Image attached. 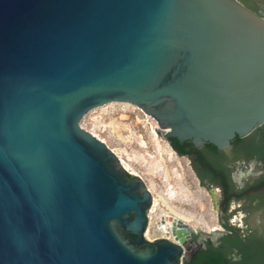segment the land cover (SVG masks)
Here are the masks:
<instances>
[{
    "label": "water",
    "instance_id": "water-1",
    "mask_svg": "<svg viewBox=\"0 0 264 264\" xmlns=\"http://www.w3.org/2000/svg\"><path fill=\"white\" fill-rule=\"evenodd\" d=\"M112 103L169 143L230 148L264 125V18L239 0H0V264H179L217 235L168 216L175 242L147 240L152 192L81 126Z\"/></svg>",
    "mask_w": 264,
    "mask_h": 264
},
{
    "label": "rangeland",
    "instance_id": "rangeland-1",
    "mask_svg": "<svg viewBox=\"0 0 264 264\" xmlns=\"http://www.w3.org/2000/svg\"><path fill=\"white\" fill-rule=\"evenodd\" d=\"M81 126L146 182L157 202L155 211L149 213L151 238L161 237L155 232L156 214L174 216L194 229L218 227L211 197L198 185L190 161L175 153L157 132L154 119L138 107L108 104L88 113Z\"/></svg>",
    "mask_w": 264,
    "mask_h": 264
},
{
    "label": "flooded vegetation",
    "instance_id": "flooded-vegetation-1",
    "mask_svg": "<svg viewBox=\"0 0 264 264\" xmlns=\"http://www.w3.org/2000/svg\"><path fill=\"white\" fill-rule=\"evenodd\" d=\"M239 1L264 18V0ZM169 144L172 148L171 141ZM198 150L200 152L195 155L175 153L190 161L198 185L210 195L218 227L205 232L217 235L198 239L180 258V263H191L200 252L208 249L209 244L226 253L232 263L243 262L241 254L224 241L230 236L247 247L246 264H264V222L260 221L264 219V125L247 137L235 138L228 149L213 152L205 144ZM251 160L257 161L256 174L239 186L233 180V173ZM152 207L146 214L148 226ZM219 243L235 249L238 257L219 249Z\"/></svg>",
    "mask_w": 264,
    "mask_h": 264
},
{
    "label": "trees",
    "instance_id": "trees-1",
    "mask_svg": "<svg viewBox=\"0 0 264 264\" xmlns=\"http://www.w3.org/2000/svg\"><path fill=\"white\" fill-rule=\"evenodd\" d=\"M171 145L174 151L178 153H191L195 155L200 151L192 144V142H185L181 145L176 139H171ZM213 152L217 151V148L207 144ZM134 238V237H133ZM225 242L229 244L230 247L235 248L239 254L243 257V262L241 263H232L231 260L227 259L226 253L221 252L218 248L214 247L212 244L208 245V249L200 252L197 257L191 262H184L183 264H246L244 260L247 257L248 249L245 244L240 241L234 240L232 237H227L224 239ZM179 264H181L179 262Z\"/></svg>",
    "mask_w": 264,
    "mask_h": 264
},
{
    "label": "bare ground",
    "instance_id": "bare-ground-1",
    "mask_svg": "<svg viewBox=\"0 0 264 264\" xmlns=\"http://www.w3.org/2000/svg\"><path fill=\"white\" fill-rule=\"evenodd\" d=\"M121 104H125V105H129V106H132V107H136L134 105H131V104H126V103H121ZM137 108V107H136ZM152 118V117H151ZM153 119V118H152ZM154 124L158 126L157 122L154 120ZM121 162L123 164V166L125 167L126 171L129 172L130 174L132 175H137L136 172L134 170H132L129 165L124 162L122 159H121ZM138 176V175H137ZM156 206H157V202H156V199L154 198L153 200V208H152V212L155 211L156 209ZM170 215L168 214H156L155 215V218H156V228H155V232L156 233H160L162 235V237H168V238H172L173 240H175V237L172 236L171 233L169 234H166V232H164V230H162L161 228V221H163L165 224L167 223L168 226L172 225V221H170L169 217ZM145 236L147 238V240L149 241H154V240H157L156 238H151L150 235H149V229H147L146 233H145ZM160 239V238H158Z\"/></svg>",
    "mask_w": 264,
    "mask_h": 264
},
{
    "label": "clouds",
    "instance_id": "clouds-1",
    "mask_svg": "<svg viewBox=\"0 0 264 264\" xmlns=\"http://www.w3.org/2000/svg\"><path fill=\"white\" fill-rule=\"evenodd\" d=\"M256 167L257 161L251 160L247 162L245 166L238 168L233 173L234 182L237 183L239 186H242L247 179L256 174Z\"/></svg>",
    "mask_w": 264,
    "mask_h": 264
},
{
    "label": "built area",
    "instance_id": "built-area-1",
    "mask_svg": "<svg viewBox=\"0 0 264 264\" xmlns=\"http://www.w3.org/2000/svg\"><path fill=\"white\" fill-rule=\"evenodd\" d=\"M158 238H162V235H161V237H157L156 239H158ZM170 241L175 242V240H173L172 238H170Z\"/></svg>",
    "mask_w": 264,
    "mask_h": 264
}]
</instances>
